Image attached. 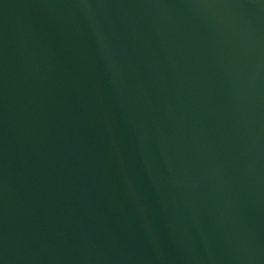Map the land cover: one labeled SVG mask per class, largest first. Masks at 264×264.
Returning <instances> with one entry per match:
<instances>
[{"label":"water","instance_id":"95a60500","mask_svg":"<svg viewBox=\"0 0 264 264\" xmlns=\"http://www.w3.org/2000/svg\"><path fill=\"white\" fill-rule=\"evenodd\" d=\"M0 264H264V0H0Z\"/></svg>","mask_w":264,"mask_h":264}]
</instances>
